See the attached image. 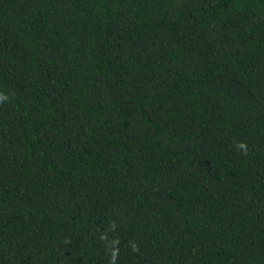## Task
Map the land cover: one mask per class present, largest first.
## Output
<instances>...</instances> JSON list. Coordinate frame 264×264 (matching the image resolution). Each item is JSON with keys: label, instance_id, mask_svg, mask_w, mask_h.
I'll list each match as a JSON object with an SVG mask.
<instances>
[{"label": "trees", "instance_id": "trees-1", "mask_svg": "<svg viewBox=\"0 0 264 264\" xmlns=\"http://www.w3.org/2000/svg\"><path fill=\"white\" fill-rule=\"evenodd\" d=\"M0 264H264V0H0Z\"/></svg>", "mask_w": 264, "mask_h": 264}]
</instances>
